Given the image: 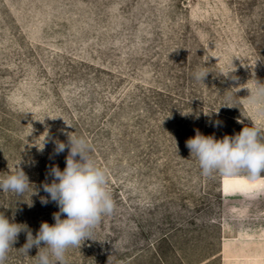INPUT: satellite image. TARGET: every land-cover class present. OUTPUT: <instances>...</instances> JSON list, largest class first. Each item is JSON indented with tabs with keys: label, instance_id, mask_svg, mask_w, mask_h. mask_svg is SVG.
Segmentation results:
<instances>
[{
	"label": "rangeland",
	"instance_id": "1",
	"mask_svg": "<svg viewBox=\"0 0 264 264\" xmlns=\"http://www.w3.org/2000/svg\"><path fill=\"white\" fill-rule=\"evenodd\" d=\"M256 81L264 0H0V176L19 166L32 184L0 192L26 226L5 264H35L36 247L18 250L55 223L42 185L66 167L65 133L91 145L116 205L66 264H264V173L204 176L185 143L264 135Z\"/></svg>",
	"mask_w": 264,
	"mask_h": 264
},
{
	"label": "clouds",
	"instance_id": "2",
	"mask_svg": "<svg viewBox=\"0 0 264 264\" xmlns=\"http://www.w3.org/2000/svg\"><path fill=\"white\" fill-rule=\"evenodd\" d=\"M234 71L221 75L229 78V74ZM208 73L197 70L194 79L203 83ZM230 79L238 82L234 75ZM232 89L239 91L238 87ZM249 93V104L258 113L264 114V83L256 81V86L249 89ZM219 123L217 121L216 125ZM65 134L67 143L54 141V154L59 155L68 150L66 167L60 170L58 166H53L49 172L53 177L52 182L42 185L48 196L42 197L41 203L46 205L52 201L59 208L58 212L53 213L55 223L49 225L42 222L35 236L28 231L26 243L18 250L28 256L29 251L36 247L38 253L34 257L35 264H66L67 251L80 248L86 239H91L92 231L101 219L112 215L116 207L108 188L107 170L98 167L91 158V145L84 137ZM45 141L46 137L43 145ZM185 143L190 158L198 160L204 176L214 173L231 176L244 172L249 180H257L264 173V135L257 127H244L238 134L226 135L221 140L205 136L197 130L196 135ZM31 186L29 177L19 166L14 173L0 176V192L19 196ZM62 215L66 218L62 219ZM25 230V225L10 222L9 218L0 214V264H5L12 245L17 242L21 231ZM42 243L44 247H41Z\"/></svg>",
	"mask_w": 264,
	"mask_h": 264
},
{
	"label": "water",
	"instance_id": "3",
	"mask_svg": "<svg viewBox=\"0 0 264 264\" xmlns=\"http://www.w3.org/2000/svg\"><path fill=\"white\" fill-rule=\"evenodd\" d=\"M222 185H223V182H222Z\"/></svg>",
	"mask_w": 264,
	"mask_h": 264
}]
</instances>
